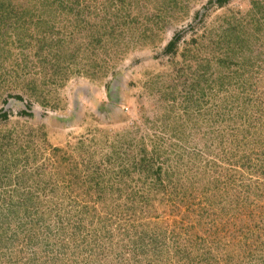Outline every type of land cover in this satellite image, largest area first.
<instances>
[{"label": "rangeland", "instance_id": "rangeland-1", "mask_svg": "<svg viewBox=\"0 0 264 264\" xmlns=\"http://www.w3.org/2000/svg\"><path fill=\"white\" fill-rule=\"evenodd\" d=\"M0 264H264V0H0Z\"/></svg>", "mask_w": 264, "mask_h": 264}, {"label": "trees", "instance_id": "trees-1", "mask_svg": "<svg viewBox=\"0 0 264 264\" xmlns=\"http://www.w3.org/2000/svg\"><path fill=\"white\" fill-rule=\"evenodd\" d=\"M225 1H227V0H217V2H218L219 4H222V3L225 2ZM4 116L6 117L7 115L4 114Z\"/></svg>", "mask_w": 264, "mask_h": 264}]
</instances>
